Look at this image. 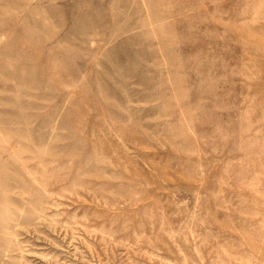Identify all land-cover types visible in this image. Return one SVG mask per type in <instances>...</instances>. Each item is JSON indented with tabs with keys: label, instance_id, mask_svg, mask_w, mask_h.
I'll use <instances>...</instances> for the list:
<instances>
[{
	"label": "rangeland",
	"instance_id": "obj_1",
	"mask_svg": "<svg viewBox=\"0 0 264 264\" xmlns=\"http://www.w3.org/2000/svg\"><path fill=\"white\" fill-rule=\"evenodd\" d=\"M0 264H264V0H0Z\"/></svg>",
	"mask_w": 264,
	"mask_h": 264
}]
</instances>
